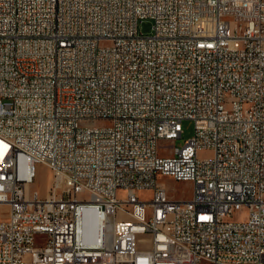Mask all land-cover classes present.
Masks as SVG:
<instances>
[{"label": "built area", "instance_id": "2783aa9c", "mask_svg": "<svg viewBox=\"0 0 264 264\" xmlns=\"http://www.w3.org/2000/svg\"><path fill=\"white\" fill-rule=\"evenodd\" d=\"M0 141V264H264V0H0Z\"/></svg>", "mask_w": 264, "mask_h": 264}, {"label": "rangeland", "instance_id": "374dc122", "mask_svg": "<svg viewBox=\"0 0 264 264\" xmlns=\"http://www.w3.org/2000/svg\"><path fill=\"white\" fill-rule=\"evenodd\" d=\"M152 20L146 19L140 23V30L145 34H149L152 31ZM183 133L182 137L174 142V146L182 147L185 141L191 138L195 133V122L192 119H185L182 123ZM170 143L162 142V145H168ZM171 149V148H170ZM167 151V150H166ZM169 153V151H167ZM205 153V152H203ZM54 180V175L49 166L44 163H39L36 166V176L34 182L30 185L32 190H38L43 196H47L51 186V182ZM158 180L169 190L171 196L177 199H189L194 192V184L192 181H179L170 176L159 175ZM153 192L151 190L141 191L140 196L149 199ZM9 211V206L0 205V219H4ZM244 213V210L237 212L235 217H238Z\"/></svg>", "mask_w": 264, "mask_h": 264}, {"label": "bare ground", "instance_id": "6f19581e", "mask_svg": "<svg viewBox=\"0 0 264 264\" xmlns=\"http://www.w3.org/2000/svg\"><path fill=\"white\" fill-rule=\"evenodd\" d=\"M1 142V141H0ZM3 153H4V150H2L1 149V147H0V157L3 155ZM51 184H52V182H51ZM49 194V193H48Z\"/></svg>", "mask_w": 264, "mask_h": 264}]
</instances>
